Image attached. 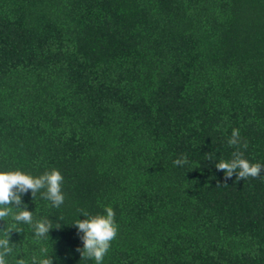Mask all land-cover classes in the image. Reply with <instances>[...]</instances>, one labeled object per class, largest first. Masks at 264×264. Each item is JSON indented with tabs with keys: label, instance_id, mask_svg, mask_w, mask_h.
Listing matches in <instances>:
<instances>
[{
	"label": "trees",
	"instance_id": "16d2710c",
	"mask_svg": "<svg viewBox=\"0 0 264 264\" xmlns=\"http://www.w3.org/2000/svg\"><path fill=\"white\" fill-rule=\"evenodd\" d=\"M233 128L264 165V0H0V169L64 177L59 208L24 196L62 227L20 250L94 264L72 224L111 206L103 264H264V170L209 159Z\"/></svg>",
	"mask_w": 264,
	"mask_h": 264
},
{
	"label": "clouds",
	"instance_id": "9594fccd",
	"mask_svg": "<svg viewBox=\"0 0 264 264\" xmlns=\"http://www.w3.org/2000/svg\"><path fill=\"white\" fill-rule=\"evenodd\" d=\"M227 143L230 147L237 148L231 158L213 160L215 168L223 171L226 178L234 174L237 179L260 176L264 165L259 162H251L244 157L243 151L247 149V143L242 142L240 130L233 128ZM187 156L174 161L177 167L188 164ZM64 177L58 169L45 171L41 175H33L22 169H0V221L5 222V227L0 229V264H54L53 255L49 249L41 245L31 251L20 250L12 241V234L23 231L22 225H27L32 230V236L36 241H44L54 228L48 218L34 220V212L30 210L24 201V196L29 194L33 199L39 193L41 198L50 202L54 208H59L65 202L62 191ZM80 216L84 219L76 220L72 225L78 233H82V247L76 249L82 259L94 261V264H103L104 257L108 253L112 241L118 234V224L115 220V211L111 206H106L103 213L95 215L81 210Z\"/></svg>",
	"mask_w": 264,
	"mask_h": 264
}]
</instances>
